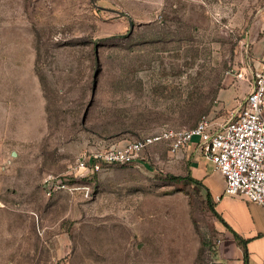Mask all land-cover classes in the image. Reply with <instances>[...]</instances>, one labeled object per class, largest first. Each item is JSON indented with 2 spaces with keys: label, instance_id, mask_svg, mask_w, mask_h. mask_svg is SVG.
I'll use <instances>...</instances> for the list:
<instances>
[{
  "label": "rangeland",
  "instance_id": "374dc122",
  "mask_svg": "<svg viewBox=\"0 0 264 264\" xmlns=\"http://www.w3.org/2000/svg\"><path fill=\"white\" fill-rule=\"evenodd\" d=\"M263 26L264 0H0V264H219L205 188L166 177L205 176L201 150L70 173L90 149L228 120ZM48 175L90 193L47 195Z\"/></svg>",
  "mask_w": 264,
  "mask_h": 264
},
{
  "label": "built area",
  "instance_id": "2783aa9c",
  "mask_svg": "<svg viewBox=\"0 0 264 264\" xmlns=\"http://www.w3.org/2000/svg\"><path fill=\"white\" fill-rule=\"evenodd\" d=\"M249 72L252 73L249 93L240 109L225 122L212 121L205 115L191 128H164L124 143L90 149L78 157L70 174L86 177L98 171L103 163L139 162L151 146L163 141L169 143L173 154L194 144L223 175L224 193L264 206V60L259 67L246 64L236 77L245 78ZM43 185L47 195L59 189L90 193L88 185L70 184L54 175L46 176Z\"/></svg>",
  "mask_w": 264,
  "mask_h": 264
},
{
  "label": "crops",
  "instance_id": "0c3cea01",
  "mask_svg": "<svg viewBox=\"0 0 264 264\" xmlns=\"http://www.w3.org/2000/svg\"><path fill=\"white\" fill-rule=\"evenodd\" d=\"M259 35L260 37L255 40L252 46L254 54L251 62L247 61L246 63L251 67L260 65L264 60V26L261 28V34L259 31ZM251 74V72L247 74L249 82L246 81L249 90ZM243 79L245 78L227 79V84L230 86V95H236V90L232 85ZM246 96L237 101L241 103ZM216 122L220 123L222 121ZM186 149L189 152L199 150L194 144L189 145ZM196 168H201V163L194 161L193 174ZM195 178L202 180L203 184L210 190L215 209L225 221L223 222L216 216L219 222V230L223 236L217 250V262L219 264H245V256L248 255L247 264H264V206L257 202L248 201L241 196L224 193L225 179L219 171L214 169L212 163H210V170L205 176L201 178L195 176ZM235 233L240 236L242 242L235 236Z\"/></svg>",
  "mask_w": 264,
  "mask_h": 264
},
{
  "label": "trees",
  "instance_id": "16d2710c",
  "mask_svg": "<svg viewBox=\"0 0 264 264\" xmlns=\"http://www.w3.org/2000/svg\"><path fill=\"white\" fill-rule=\"evenodd\" d=\"M166 177L168 179L174 180V181H178V180L185 179L188 182H191V183L195 184L198 187H200V186L204 187L205 188V191H206V201L208 202L209 207H210L212 213L215 216H217L219 219L223 220L222 217L217 212V210L215 209V203L213 201V196H212L210 190L203 184V182L201 180H198L195 177H193L190 172H189V174L187 176L167 174ZM223 222H225V221L223 220ZM235 236L239 239V241L242 242V239L240 238V236L238 234L235 233ZM203 247H204V242L201 244V246L199 248V255H201L202 250H203ZM247 262H248V255L245 256V264H247Z\"/></svg>",
  "mask_w": 264,
  "mask_h": 264
},
{
  "label": "water",
  "instance_id": "95a60500",
  "mask_svg": "<svg viewBox=\"0 0 264 264\" xmlns=\"http://www.w3.org/2000/svg\"><path fill=\"white\" fill-rule=\"evenodd\" d=\"M130 32L133 30L134 27V23L132 22V20H130ZM14 153L16 154V152L14 151Z\"/></svg>",
  "mask_w": 264,
  "mask_h": 264
}]
</instances>
